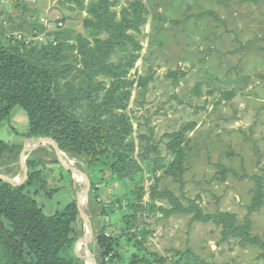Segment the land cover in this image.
<instances>
[{
    "label": "rangeland",
    "instance_id": "obj_1",
    "mask_svg": "<svg viewBox=\"0 0 264 264\" xmlns=\"http://www.w3.org/2000/svg\"><path fill=\"white\" fill-rule=\"evenodd\" d=\"M93 1L0 0V43L19 44L23 53L35 44H69L64 64L57 65L71 71L57 78L58 90L63 94L67 83L78 88L79 38L91 45L102 38L83 25ZM135 1L143 4L146 22L129 31L132 43L108 61L125 72V105L100 117L115 121L113 149L133 162L125 177L117 181L101 165L89 168L50 138L58 154L47 138H27L28 117L20 107L0 124V141L22 148L0 158V175L16 182L3 180L12 186L26 184L23 166L33 161L30 171H40L44 182L26 184L24 192L46 215L81 198L92 233L82 240L88 232L82 217L73 225L71 249L79 264H97L101 233L119 240L106 264H132L152 253L164 259L160 264H264L259 247L203 219L248 220V234L264 242V0H110V10L119 18ZM94 81L99 87L75 111L83 122L95 112L93 102L110 95L113 78L99 74ZM180 150L181 170L173 173ZM258 186L262 197L254 205ZM167 194L183 209L168 213ZM132 202L135 218L125 228ZM0 264H10L1 249Z\"/></svg>",
    "mask_w": 264,
    "mask_h": 264
},
{
    "label": "trees",
    "instance_id": "obj_2",
    "mask_svg": "<svg viewBox=\"0 0 264 264\" xmlns=\"http://www.w3.org/2000/svg\"><path fill=\"white\" fill-rule=\"evenodd\" d=\"M110 8V0H96L89 4L88 17L83 19V25L87 30L101 34L102 38H96L92 45L87 39L79 38L78 52L82 60L80 74L83 82L78 88L67 83L65 94H60L57 78L65 77L71 67L57 64H64V52L71 47L69 44H35L23 53L19 44L6 47L0 43V124L8 119L13 108L20 107L28 117L27 138H50L60 149L83 158L89 168L101 165V168H107L110 175L120 181L133 162L128 155L113 149V144H117V139L111 138L114 136L115 121L104 122L100 117L106 113L115 115V110L124 107L127 94H122L120 88L125 85V72L121 65L108 61L117 49H125L127 43H132L133 37L129 31L138 30L146 22V13L139 1L132 2L128 9L122 10L119 18ZM99 74L113 78L110 95L102 103L93 102L95 112L85 122L80 121L75 111L80 101L89 100L99 87L94 81ZM16 149L22 148L0 141V158L6 153L12 154ZM181 160L180 150L170 168L173 173L181 170ZM34 164L33 161H26V184L33 181L41 184L44 182L40 171H30ZM26 184L12 186L0 180L2 256L10 264H79L71 249L74 243L73 225L81 219L77 202H70L62 211L46 215L35 199L24 192ZM167 196L171 205L168 213L182 208L179 200L172 194ZM261 197L262 192L258 186L253 199L254 205L258 204ZM134 208L132 202L128 207L132 216L123 217L125 228L132 226ZM138 208L137 206V211ZM198 215L202 216L200 213ZM203 219L221 224L225 234L240 237L246 244L264 251V242L248 234L250 221L237 224L233 216L223 214L204 216ZM95 241L99 252L97 264H106V259L113 261L118 238L101 233ZM163 260L152 253L133 259L132 264H160Z\"/></svg>",
    "mask_w": 264,
    "mask_h": 264
},
{
    "label": "water",
    "instance_id": "obj_3",
    "mask_svg": "<svg viewBox=\"0 0 264 264\" xmlns=\"http://www.w3.org/2000/svg\"><path fill=\"white\" fill-rule=\"evenodd\" d=\"M41 141H43L42 139L41 140H39V143L41 142ZM45 141H47V142H49V143H51V145H52V148L54 149V152L56 153V154H58V148H57V146L51 141V140H49V139H45ZM38 144H35L34 145V147H36ZM26 151H28L27 149H23V151H22V155H21V162H22V164H24V156H25V152ZM23 170H24V177L26 178V175H27V171H26V168H24V166H23ZM82 176H83V178H85V176L82 174ZM0 178L2 179V180H5V181H7V182H10L11 184H15L16 182H13L12 180H10V179H8V178H6V177H3V176H1L0 175ZM86 180V179H85ZM87 190V180L85 181V191ZM77 207H78V209H79V212H80V216L82 217V219L87 223V225H88V229H87V233L84 235V237L82 238V240H87L88 239V237L91 235V233H92V229H91V225H90V222H89V220L85 217V213H84V211H83V209L81 208V198H79L78 199V202H77ZM76 250H77V246H76ZM93 264H96L95 262H93Z\"/></svg>",
    "mask_w": 264,
    "mask_h": 264
},
{
    "label": "bare ground",
    "instance_id": "obj_4",
    "mask_svg": "<svg viewBox=\"0 0 264 264\" xmlns=\"http://www.w3.org/2000/svg\"><path fill=\"white\" fill-rule=\"evenodd\" d=\"M86 228V227H85ZM88 240V239H87ZM79 250H82V246L79 244ZM86 254V253H85ZM91 259V258H89Z\"/></svg>",
    "mask_w": 264,
    "mask_h": 264
}]
</instances>
